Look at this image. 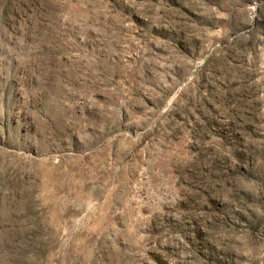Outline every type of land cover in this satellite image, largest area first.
<instances>
[{
	"label": "rangeland",
	"instance_id": "obj_1",
	"mask_svg": "<svg viewBox=\"0 0 264 264\" xmlns=\"http://www.w3.org/2000/svg\"><path fill=\"white\" fill-rule=\"evenodd\" d=\"M0 264H264V0H0Z\"/></svg>",
	"mask_w": 264,
	"mask_h": 264
}]
</instances>
